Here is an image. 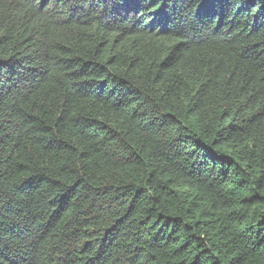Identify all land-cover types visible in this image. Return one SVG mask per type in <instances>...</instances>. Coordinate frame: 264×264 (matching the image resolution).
Wrapping results in <instances>:
<instances>
[{"label":"trees","instance_id":"1","mask_svg":"<svg viewBox=\"0 0 264 264\" xmlns=\"http://www.w3.org/2000/svg\"><path fill=\"white\" fill-rule=\"evenodd\" d=\"M0 264H264V0H0Z\"/></svg>","mask_w":264,"mask_h":264}]
</instances>
